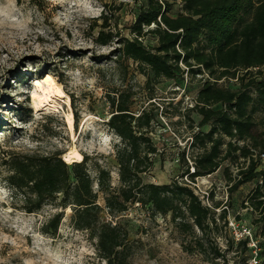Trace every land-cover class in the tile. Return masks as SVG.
<instances>
[{
  "label": "rangeland",
  "instance_id": "obj_1",
  "mask_svg": "<svg viewBox=\"0 0 264 264\" xmlns=\"http://www.w3.org/2000/svg\"><path fill=\"white\" fill-rule=\"evenodd\" d=\"M148 1L0 0V264H105L98 257L92 234L73 228L72 212L61 209L60 196L39 212L24 211L23 201L15 198L7 185L5 161L13 155L39 153L62 154L68 163L66 156L76 149L85 158L94 191L98 192L99 171L106 170L112 190L118 192L116 146L120 139L109 129L108 121L113 114L110 99L120 93L132 94L135 116L147 111L152 117L147 135L157 153L152 168L141 176L143 183H186L216 219L203 235L198 229L180 230L170 214H155L151 206L137 203H129L124 213L111 217L103 194L98 193L101 221L118 224L127 233L131 248L128 264H210L198 253L185 252L183 245L201 240L208 247L215 238L231 263L264 264L262 225H257V216L245 211L244 205L256 182L231 192L238 169L245 166L241 152L233 153L236 159L223 162L209 177L197 178L196 187L187 182V170L192 173L193 158L203 150L195 137L211 129L210 125L199 128L201 117L192 111L208 75L191 74L181 64L183 72L175 80L156 84L153 75L149 71L148 76L141 74L133 61L115 60L118 42L133 37L131 28ZM167 1L175 3L171 14H180L184 0H179L180 4ZM100 33H112L114 38L102 46ZM143 43L152 49L157 40L147 35ZM47 75L60 84L70 105L44 95ZM239 83L223 79L218 86L236 89ZM69 112L76 116L73 131L67 124ZM255 118L259 123L256 140L264 142L262 116ZM223 140L225 155L230 140ZM253 144L247 143L251 148ZM255 153L264 151L258 147ZM60 212L64 218L58 232L44 233L45 225ZM224 212L225 220L221 218ZM230 223L252 229L254 239L261 242L257 257L244 255Z\"/></svg>",
  "mask_w": 264,
  "mask_h": 264
},
{
  "label": "trees",
  "instance_id": "obj_2",
  "mask_svg": "<svg viewBox=\"0 0 264 264\" xmlns=\"http://www.w3.org/2000/svg\"><path fill=\"white\" fill-rule=\"evenodd\" d=\"M174 4L167 0H149L131 28L133 37L118 42L115 60L117 63L133 61L144 76L149 71L156 84L175 80L183 72L181 64L191 74L208 75L192 111L201 117L199 128L210 125L211 129L195 137L203 150L193 158L194 173L187 170V178L194 182L210 176L223 162L235 160L233 153L241 152L245 166L238 169L231 192L256 182L257 188L249 196V203L259 214L256 223L262 225L264 238V168L252 157V150L260 147L264 151V142L257 141L255 136L259 125L257 115L262 116L260 125L264 126V0H184L177 16L171 14ZM147 35L156 37L157 45L152 49L143 43ZM113 38L112 33H100L98 42L107 46ZM223 79L240 81L238 88L219 87L218 82ZM110 105L113 114L108 127L120 139L116 146L119 191L112 190L109 172L100 170L98 192H95L85 158L68 164L62 154L13 155L5 161L6 182L13 196L23 201L24 211L39 212L60 196L61 209L72 212L73 228L92 234L97 240L98 257L105 264H128L131 248L124 229L101 221L103 208L98 203V193L103 194L111 217L124 213L129 203H137L151 206L155 214H170L180 230L198 229L206 234L216 219L189 185L178 181L165 186L143 183L141 176L152 168V157L157 153L147 135L151 115L147 111L138 116L131 112V93L112 97ZM224 137L230 140L225 155ZM251 141L252 148L247 145ZM238 143H244V147ZM260 181L263 186H259ZM63 218V212L54 215L45 225L44 233L56 234ZM221 218L226 219L225 212ZM216 239L208 247L201 240L194 245L184 244L183 250L204 256L210 264H233ZM260 244L259 240V250ZM238 245L244 255L253 256L249 240H241Z\"/></svg>",
  "mask_w": 264,
  "mask_h": 264
},
{
  "label": "built area",
  "instance_id": "obj_3",
  "mask_svg": "<svg viewBox=\"0 0 264 264\" xmlns=\"http://www.w3.org/2000/svg\"><path fill=\"white\" fill-rule=\"evenodd\" d=\"M178 3L180 4L179 0H178ZM242 144H244V143H242ZM252 153H253L252 157L255 160H259L262 164H264V153L256 154L254 150H252ZM192 173H194V169H192ZM207 177H209V176H207ZM196 181H197V179H196ZM187 182H189L190 186H194V187L197 186L196 185L197 183L195 181L191 182V181L187 180ZM231 186H232V184L230 185V187ZM259 186H263L262 181L259 182ZM255 188H257V186H255ZM244 205L246 206L245 211L256 215L257 218L259 217L258 212L254 211L253 208L250 206L249 197L246 199ZM230 227L232 229V233L235 234L236 240L238 242L241 240H245V239L249 240V247L252 249V254H253V256L257 257L260 250L258 248V241L256 239H254V237H253L252 229L247 227V226H244V225L239 227L238 225H235L234 223H230Z\"/></svg>",
  "mask_w": 264,
  "mask_h": 264
},
{
  "label": "bare ground",
  "instance_id": "obj_4",
  "mask_svg": "<svg viewBox=\"0 0 264 264\" xmlns=\"http://www.w3.org/2000/svg\"><path fill=\"white\" fill-rule=\"evenodd\" d=\"M40 83V82H39ZM36 83V85H38V87H40V84ZM44 85H45V89L44 91V95L46 97L49 96H54L56 98L59 99H64L65 102L69 104V98L67 97V95L65 94L63 88L60 86V84H58L56 82V80L51 76V75H47L44 81ZM38 102V101H37ZM43 103V101L41 102ZM67 124L69 126V129L71 131H73L74 129V115L72 112H69L67 114ZM67 162L68 163H72V162H82L83 160V156L81 154H79L76 149H73L67 156H66Z\"/></svg>",
  "mask_w": 264,
  "mask_h": 264
},
{
  "label": "crops",
  "instance_id": "obj_5",
  "mask_svg": "<svg viewBox=\"0 0 264 264\" xmlns=\"http://www.w3.org/2000/svg\"><path fill=\"white\" fill-rule=\"evenodd\" d=\"M240 188H242V187H240Z\"/></svg>",
  "mask_w": 264,
  "mask_h": 264
}]
</instances>
